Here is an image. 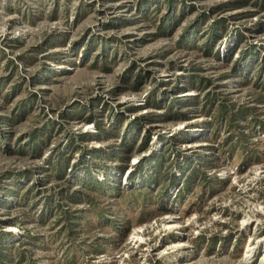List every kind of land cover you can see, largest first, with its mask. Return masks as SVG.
Returning <instances> with one entry per match:
<instances>
[{
  "label": "rangeland",
  "instance_id": "1",
  "mask_svg": "<svg viewBox=\"0 0 264 264\" xmlns=\"http://www.w3.org/2000/svg\"><path fill=\"white\" fill-rule=\"evenodd\" d=\"M0 246L264 264V0H0Z\"/></svg>",
  "mask_w": 264,
  "mask_h": 264
},
{
  "label": "trees",
  "instance_id": "2",
  "mask_svg": "<svg viewBox=\"0 0 264 264\" xmlns=\"http://www.w3.org/2000/svg\"><path fill=\"white\" fill-rule=\"evenodd\" d=\"M217 118L218 119H222V118H224V119H226V118H228V120L229 119H232V116L228 113V111H227V109L226 108H219V110L217 111ZM227 120V121H228ZM228 126H231V125H229V121H228ZM242 139H244V136H242V135H240V136H238V145H237V147L238 148H240L241 146H242ZM42 144V143H41ZM159 165H161V163L159 164ZM188 179H194V177H193V173L191 172V174L187 177ZM204 178V177H203ZM205 179V178H204ZM8 251V249H5V248H2L1 246H0V258L1 259H3L4 258V256L3 255H1L2 254V251ZM20 257L22 258V255H20ZM0 264H1V261H0Z\"/></svg>",
  "mask_w": 264,
  "mask_h": 264
}]
</instances>
